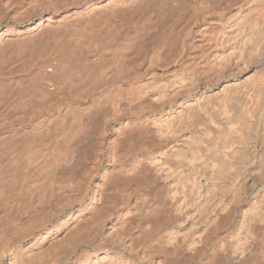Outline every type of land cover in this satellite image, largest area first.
Segmentation results:
<instances>
[{
    "label": "bare ground",
    "instance_id": "1",
    "mask_svg": "<svg viewBox=\"0 0 264 264\" xmlns=\"http://www.w3.org/2000/svg\"><path fill=\"white\" fill-rule=\"evenodd\" d=\"M263 171L264 0H0V264H264Z\"/></svg>",
    "mask_w": 264,
    "mask_h": 264
},
{
    "label": "rangeland",
    "instance_id": "2",
    "mask_svg": "<svg viewBox=\"0 0 264 264\" xmlns=\"http://www.w3.org/2000/svg\"><path fill=\"white\" fill-rule=\"evenodd\" d=\"M17 1H19V0H17ZM223 1H224V0H222V2H223ZM232 4H233V3H232ZM234 5H236V4H233V7H231V9H230L231 11H229L228 13H225V14L222 16L221 20L223 19V20H222L223 23H224L226 20L229 21V19H226V18H227V16H228V18H229V14H231V12L234 13V12L236 11V10H235V9H236V6H234ZM234 10H235V11H234ZM202 11H203V10H202ZM202 11H201V10H197V11H196V15H195V16H197V19H191V18H189L188 20H185L186 22L189 21V22H187L188 24H185V21H184V24L187 25V26L184 25V26L186 27V28H185V27H184V28L187 29V30L190 29V34L187 36L188 38H186V41L190 40V39L193 37V33L196 34L195 32H196V29H198V27H199V28L202 27L203 29L207 28V30L210 28L208 22H207L206 20L202 19V17L206 16V14H203L204 11H203V12H202ZM212 11H215V10H212ZM209 12H210V11H209ZM197 13H198V14H197ZM226 15H227V16H226ZM224 17H225V18H224ZM195 18H196V17H195ZM227 21H226V22H227ZM206 22H207V24H206ZM205 25H206L207 27H206ZM203 26H204V27H203ZM110 28H111V25H110ZM128 28H129V26H128V25H127V26L125 25L123 29H124V31L127 32ZM202 28H200V29H202ZM185 29H184V30H185ZM109 30H110L111 33H112L113 29H112V30L109 29ZM109 30H108V31H109ZM113 32H114V31H113ZM106 33H108L109 35H112V34H113V35H112V37H111V36H108V35L105 36V32H104V34H102V37L100 38V40H102V38L107 39L106 37H108V39H109V37H110V40L107 39L106 43H105V42H104V43L101 42V43H100L99 45H97V46H94V45H93L92 47H93L94 51H92V50H93L92 47H87V48L84 50V48H85L86 46H89V45L84 46V48H83V46H81V48H83V49H82V50H83V53H84V51L86 52L88 49H90V50H88L89 53H85V55H83V56H82V53L79 54V52H78V51H80V50H79L80 47H78V49L76 48V52H75V50H73V48H71L70 43L68 42V40H69L68 37H65L67 42L64 43V41H65V39H63V38H64V35H65V36L72 37V38H73L74 35H71V34H68V35H67V33H62L63 36H61V38L63 37L62 40H64V41H63V44H62V47H61V48L64 47V48L67 49V48H69V46H70V48H71V50H73V52L77 53L79 56H82V57H80V58L78 57V59H76L77 56L75 55V57H74V55L71 54L72 52H69V51H71V50L67 51L68 49H67V50L62 49V50H64V52L66 51L65 54H66L67 52H69V54L73 55V58H70L71 55H69V58L71 59L70 64H69V61H68V62L65 61V62L62 64L61 71L63 72V70H66V64H65V63H67V65H70V68H71V66L74 65V62H76V61H77L78 64H79V62H80V64H81L82 62L85 64V62H86V63H87L86 66L88 67V69H89L90 71H91V69H95V68H93V67L95 66V65H93V64H95V62H91V61L95 60V59H96L95 57H100V56H101V53H103V52H101L102 50H104V49H107V50H108V49H109V46H110V49H111L112 46L115 45V41L113 40L114 33H112V34H110L109 32H106ZM191 36H192V37H191ZM70 39H71V38H70ZM68 44H69V45H68ZM113 44H114V45H113ZM77 46H79V45H77ZM90 46H91V45H90ZM94 47H95V48H94ZM107 47H108V48H107ZM115 47H116V46H115ZM115 47H113V48H114V49L116 50V52H117V47H116V48H115ZM102 48H103V49H102ZM39 49H40V48H39ZM99 49H101V50H99ZM114 49H113V50H114ZM46 50H47V49H46ZM48 50H49V49H48ZM82 50H81V51H82ZM97 50H99V51H97ZM107 50H106V51L104 50V52H105V53H103L104 56H103V54H102L101 57H104L105 60H108V59H109V61L111 62V60L113 61V59L115 58V56H116L117 54H113L111 50H109V52H108ZM115 50H114V51H115ZM37 51H38V50L35 51V52H36L35 55H37V53H38ZM41 51H42V48H41L40 52H41ZM43 51H44V53H45V50H44V49H43ZM43 51H42L41 53H40V52L38 53V55L40 54V56H37V57H36L37 59L34 58L35 61H37V63H38L39 61L42 60L41 57H42V53H43ZM88 51H87V52H88ZM110 51H111V53H112L113 55H115V56H113V55L111 54V55H112L111 58L106 59L107 57H109V53H110ZM90 52H91V53H90ZM99 52H101V53H100V56H99V55L97 56V53H99ZM107 52H108V53H107ZM75 53H74V54H75ZM106 53H107V54H106ZM185 54H186V51H185V53L183 54L182 58H180L178 61H176L177 63H176V62H175V63L172 62V63L169 64L170 66H165V67H157V66H154L153 64H152V66H151V63L149 62L148 59H142V58H141V59L139 60V62L141 61L142 63H141V62H140V63H141L142 65L140 64V66H139V67L137 68V70H136V74H138V76L135 75V73L133 74L134 76L131 74V76H129V77L126 78V82H125V83L128 84L129 82L131 83V81L133 82V80H135L136 76L138 77V79H140V78L142 77V80H146V79L149 77V76L147 77V74L150 75L149 73H151L150 71H152V72L154 71V72H155V71L157 70V71L161 72V71L166 70L165 72H171V69H170V68H172V71H174V69H177L178 66H179V65H177L178 62L181 63L182 61H185V60L187 59V57L185 58V56H187V54H186V55H185ZM94 55H96V56L94 57ZM33 56H34V55H33ZM66 56L68 57V54H66ZM92 56H93L94 58H93ZM34 57H35V56H34ZM39 57L41 58V60H40ZM90 57H92V58L90 59ZM112 57H113V59H112ZM88 58H89V60H91V61L88 62V61H87ZM116 58H117V56H116ZM116 58H115L114 61H113L114 63H116V62H115V61H116ZM86 59H87V60H86ZM98 59H100V61H99V60H97V61L95 60L96 63H97L96 65H100V64L103 65V64L105 63V60H104V59H103V60H104V63H103V61H102V63H101V60H102L101 58H98ZM183 59H185V60H183ZM68 60H69V59H68ZM180 60H181V61H180ZM84 61H85V62H84ZM98 61H99L100 63H99ZM109 61H106L107 63H105V64H107V66H109V63H110ZM108 62H109V63H108ZM113 62H111V63L113 64ZM147 62H148L150 65H149ZM98 63H99V64H98ZM180 63H179V64H180ZM145 65H146L147 68H148L147 65H149V68H148L147 70H146V67H144ZM104 66H105V65H104ZM114 66H115V65H114ZM64 67H65V68H64ZM95 67H96V66H95ZM154 67H155V68H154ZM72 68L74 69V71H76V69H77V68H74V66H73ZM152 68H153V69H152ZM158 68H159V69H158ZM161 68H162V69H161ZM167 68H168V69H167ZM73 69H69V67H68V70L73 71ZM151 69H152V70H151ZM34 70H35V67L30 68V69L28 70V74L31 75V73H32V76H34V75H33ZM138 70H139V71H138ZM142 70H143V72H141ZM149 70H150V71H149ZM32 71H33V72H32ZM92 71H93V70H92ZM157 71H156V72H157ZM139 72H141L140 74L143 75V76H141V75L139 74ZM88 74H89V73H88ZM86 75H87V74H86ZM139 75H140V76H139ZM144 75H145V76H144ZM88 76H89V75H88ZM88 76H87V77H88ZM106 76H108V75H106ZM106 78H107V77H106ZM106 78L104 77V81H103V83L105 84V86L101 83L102 81H100V80H103V78H101V79L98 80V84H97V85H98V86L102 85V86H100L99 89H98V87L96 86L97 88H96L95 91H94V95H97L98 93L100 94V92H101L102 90H104V88L106 89V87H107V88H110L111 86H112V87L115 86V82H116V85H117V84L120 82V80H121V79H120V80L118 79L119 81H118V80H114L112 85H111V84L108 85V84H106V81H105ZM31 79H35V77H34V78L31 77ZM32 82H33V81H32ZM32 82H31L29 85H31ZM69 82H71V80H67V81H66V83H69ZM99 82H100V83H99ZM109 86H110V87H109ZM112 87H111V90H112ZM100 88L102 89L101 91H100ZM114 88H116V86H115ZM114 88H113V89H114ZM97 89H98V90H97ZM30 90H31V88L28 89L29 93L33 94V92H31ZM14 92L17 93V90L14 91ZM26 92H27V90H26ZM26 92H25L23 95L26 97L27 104H28V101H29V104H28V105H29L30 108H31V109H30L29 106L27 107V108L29 109L28 113H30V110H31V111L33 110V111H35V113H36V112L38 111V108H37V106H35L34 104H32V102H31L32 99H31V98L28 99V97H29V96L27 97V95H28L27 93H28V92H27V93H26ZM16 93H15V94H16ZM36 93L38 94V92H36ZM36 93L34 92L33 96H34ZM15 94H14V95H15ZM17 94H18V93H17ZM17 94H16V95H17ZM29 95H30V94H29ZM39 95H40V92H39ZM31 96H32V95H31ZM31 96H30V97H31ZM35 96H37V95H35ZM40 96H41V95H40ZM37 97H38V96H37ZM32 98H33V97H32ZM34 98H35V97H34ZM34 98H33L32 101H35L34 103H36V101H37V99H39V97H38L37 99H36V98L34 99ZM67 100H68V99H67ZM67 100H66V101H67ZM74 102H75V100H74ZM14 103H15V102H14ZM14 103H13V104H14ZM61 103H65V100H64L63 102H61ZM14 105H16V103H15ZM14 107H15V108H14ZM14 107H12V108H13L12 110H14V113H15V112H16V111H15L16 106H14ZM33 111H32V112H33ZM254 111H255V110H254ZM38 112H39V111H38ZM255 112H256V111H255ZM144 113H145V112H144ZM36 114H37V113H36ZM38 116H39V117H38ZM38 116L36 115V118H29V119H28L29 116H27V117H26L25 119H23L20 123H18L19 125L15 124L14 126H15V127H19V126H22V125H23V126L26 127V128L29 127V130H34V129H35V128H34V127H35L34 124L36 123V122H34V121L39 120V119L41 118V116H43V112H41V113L39 112V113H38ZM30 119H31V121H30ZM25 121H26V123H25ZM28 121H29V122H28ZM22 122H23V123H22ZM33 122H34V123H33ZM31 123H32V124H31ZM25 125H26V126H25ZM31 125H32V127H30ZM33 128H34V129H33ZM258 144H260V143L258 142V143H256V144H254V147L252 148V150H254V156H256V157H254V160H255V161H254V164H252V165H256V163H257V162H256V161H257L256 159H258V155L256 154V152L258 153L259 150H260V147H257V146H262V145H263V144H262V145H261V144L258 145ZM255 147H256V148H255ZM255 149H256V150H255ZM255 162H256V163H255ZM76 170H77L76 174L79 175L80 172H81V169H80V168H77ZM263 174H264V171L262 172V175H261V176H263V177H261V179H260L257 183L254 184V188H255V189H254V192H255V193H256V191H257V193H261V191L264 190L263 187H261V186H263V183H264V175H263ZM255 185H256V186H255ZM261 188H262L263 190H262ZM229 228H231V226H223V228H222V227L220 228L221 230L219 229V230H217L214 234H211V236H210V238H209V240H210L209 243H211L213 240H215V239H217L218 237H220V236L222 235V233L224 234V233L228 232V231L230 230ZM227 230H228V231H227ZM224 231H225V232H224ZM212 236H213V237H212ZM216 237H217V238H216ZM206 254H207V253H204L203 256H205ZM195 262H196V261H195ZM192 264H196V263L192 262Z\"/></svg>",
    "mask_w": 264,
    "mask_h": 264
}]
</instances>
